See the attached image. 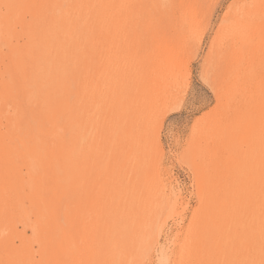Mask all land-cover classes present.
Returning a JSON list of instances; mask_svg holds the SVG:
<instances>
[{
  "label": "snow or ice",
  "instance_id": "obj_1",
  "mask_svg": "<svg viewBox=\"0 0 264 264\" xmlns=\"http://www.w3.org/2000/svg\"><path fill=\"white\" fill-rule=\"evenodd\" d=\"M0 7V197L47 264H264V0Z\"/></svg>",
  "mask_w": 264,
  "mask_h": 264
},
{
  "label": "rangeland",
  "instance_id": "obj_2",
  "mask_svg": "<svg viewBox=\"0 0 264 264\" xmlns=\"http://www.w3.org/2000/svg\"><path fill=\"white\" fill-rule=\"evenodd\" d=\"M161 4H174V0H160ZM234 0H205L206 5L213 6L209 12V19L218 27L223 12L228 4ZM25 2H41V0H0V6L6 3H25ZM224 6V7H223ZM3 9L0 7V16L3 15ZM210 37L206 35L204 40L205 46L210 45ZM5 45V36L0 30V57L3 55ZM3 79V65L0 62V82ZM87 104V100L85 99ZM6 107L0 101V115L6 111ZM179 174V173H178ZM183 178V177H182ZM190 181L188 184L190 185ZM157 191V192H156ZM160 187L153 184L149 193L152 197L150 207L154 212L163 211L159 206ZM178 222L167 225L168 229L176 226ZM47 221L37 214L36 210L31 205H26L22 202L11 204L8 210H5L2 197H0V260L5 259V243L10 247L7 250V255L25 262V264H47V261L52 259L50 244L46 235ZM163 226V225H162ZM167 232H165V236ZM130 239V238H129ZM131 242V241H129ZM123 253L119 250L116 253Z\"/></svg>",
  "mask_w": 264,
  "mask_h": 264
},
{
  "label": "bare ground",
  "instance_id": "obj_3",
  "mask_svg": "<svg viewBox=\"0 0 264 264\" xmlns=\"http://www.w3.org/2000/svg\"><path fill=\"white\" fill-rule=\"evenodd\" d=\"M231 1V0H230ZM42 3H73V2H85V3H110V4H143V5H162L160 0H41ZM260 0H234L231 3L236 4H250L259 3ZM174 4H205V0H174ZM224 7V6H223ZM227 10V6L224 11ZM58 12L61 10H57ZM153 9H138L137 14L140 16H149L153 12ZM159 11L163 12L164 9ZM224 13V12H223ZM223 19V15L221 20ZM220 20V21H221ZM219 27V24H218ZM211 44V41H210ZM210 46V45H209ZM156 55L159 57H167L169 55V46L166 40H159L156 44ZM157 192V191H156ZM150 194V193H149ZM151 204V202H150ZM174 223V222H173ZM130 238V239H129ZM131 241V242H129ZM136 241V234L129 232L127 234L128 247L121 249L123 253H119L118 256L122 258H130L132 253V245Z\"/></svg>",
  "mask_w": 264,
  "mask_h": 264
}]
</instances>
